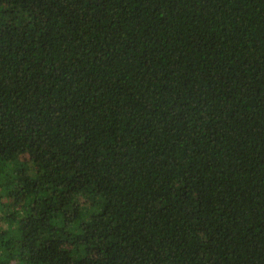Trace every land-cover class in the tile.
<instances>
[{"label": "trees", "instance_id": "16d2710c", "mask_svg": "<svg viewBox=\"0 0 264 264\" xmlns=\"http://www.w3.org/2000/svg\"><path fill=\"white\" fill-rule=\"evenodd\" d=\"M0 264H264V0H0Z\"/></svg>", "mask_w": 264, "mask_h": 264}]
</instances>
